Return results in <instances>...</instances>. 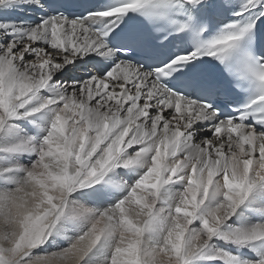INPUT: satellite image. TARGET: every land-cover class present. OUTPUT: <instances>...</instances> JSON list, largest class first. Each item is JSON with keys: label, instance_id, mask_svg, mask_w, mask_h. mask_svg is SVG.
<instances>
[{"label": "snow or ice", "instance_id": "snow-or-ice-1", "mask_svg": "<svg viewBox=\"0 0 264 264\" xmlns=\"http://www.w3.org/2000/svg\"><path fill=\"white\" fill-rule=\"evenodd\" d=\"M0 264H264V0H0Z\"/></svg>", "mask_w": 264, "mask_h": 264}]
</instances>
